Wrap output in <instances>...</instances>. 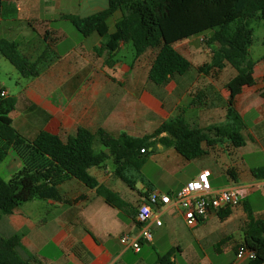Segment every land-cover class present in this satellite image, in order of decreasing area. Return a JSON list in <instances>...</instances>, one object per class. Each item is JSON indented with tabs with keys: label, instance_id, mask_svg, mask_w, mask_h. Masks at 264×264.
<instances>
[{
	"label": "crops",
	"instance_id": "0c3cea01",
	"mask_svg": "<svg viewBox=\"0 0 264 264\" xmlns=\"http://www.w3.org/2000/svg\"><path fill=\"white\" fill-rule=\"evenodd\" d=\"M83 1L82 10L97 11L108 3V0H104V5L103 0ZM65 14L91 13L81 10L78 13L64 0H0V39L17 41L20 51L30 60L43 55L40 74L29 77L20 95H15L17 102L11 112L12 124L24 136L33 139L44 130L65 140L79 126H84L92 131L103 128L114 136L125 132L136 137L152 133L163 121L179 114L194 127L226 121L230 97L226 84L237 70L229 63L221 68L200 69L211 61L212 53L210 60L199 64L178 48L185 43L199 49L194 44L203 42L201 36L175 43L191 60L192 68L157 84L148 76L156 49H148L139 57L134 55L130 64L117 57L128 43L122 44L113 57L107 51L99 55L95 47L101 44V36L92 33L83 35V40L65 23L70 21ZM93 35H96L94 45L87 47L85 42ZM150 50L155 51L154 56L145 60ZM189 52L196 51L189 49ZM263 55L251 57L255 82L243 85L235 96V108L243 121V145L234 146L224 137L209 147L208 153L186 159L177 156L173 146L156 143L162 152L149 156L152 161H164L168 175L163 182L177 186L168 192H176L203 169L211 171L214 188L236 186L241 190L240 203L229 206L231 213L227 217L221 218L219 210L195 226H188L193 230L201 223L208 226L203 237H211L213 246L230 238L234 229L241 230V239L232 245L235 254L232 264H251L249 259L236 256L243 242L247 211L264 218V178H257L252 172L264 166ZM3 87L6 95L10 94ZM94 147L99 150L102 146L96 141ZM109 160L112 159L89 171L101 184L118 193L123 200L121 207L108 203L96 188L71 178L59 185L62 199L36 198L0 216V235L20 232L23 247L28 250L20 249V254L24 258L30 255L31 264H154L157 259L143 251L144 244H156L164 237L170 238L171 248L176 247L183 254L185 249L171 237L173 223H185L175 214L171 220L163 218L162 226L153 228L152 240H141L140 251L122 244L121 236L139 232L136 220L139 201L151 189H160L145 174L147 185L143 181L137 189L134 179V186L130 187L114 174L115 164L111 167ZM180 171L184 175L177 178ZM172 259L177 264L174 255ZM197 264L209 262L197 256Z\"/></svg>",
	"mask_w": 264,
	"mask_h": 264
},
{
	"label": "trees",
	"instance_id": "16d2710c",
	"mask_svg": "<svg viewBox=\"0 0 264 264\" xmlns=\"http://www.w3.org/2000/svg\"><path fill=\"white\" fill-rule=\"evenodd\" d=\"M116 12L119 16L111 31L108 19ZM255 16L264 20V0H108L106 7L88 15L65 14L64 17L82 35L97 33L101 36V44L95 47L99 55L107 51L113 57L125 43L132 45L136 57L148 49H156L148 76L157 84L192 68L191 60L175 47V43L201 36L212 50V59L200 69L221 68L229 63L237 70L226 84L230 90L226 121L194 127L179 114L143 136L133 137L125 132L114 136L103 128L92 131L79 126L65 140L44 130L30 139L12 124L11 112L16 106V96L2 95L5 88L0 86V163L10 149L22 162L21 168L8 179L0 176V216L10 214L22 203L36 198L62 199L59 185L71 178L96 188L108 203L121 207L123 200L118 193L101 184L89 169L104 165L110 158L115 164L114 174L130 187L134 186V179L145 183L141 174L146 159L143 157L153 153L156 143L173 146L186 159L208 153L209 147L224 137L234 146L243 145V121L235 108V96L243 85L255 82L254 60L249 55L253 42L251 19ZM262 42L264 45V38ZM0 52L23 76L40 74L43 55L30 60L20 51L17 41L7 38L0 39ZM96 141L102 146L99 150L94 147ZM252 172L255 177L264 178V166L256 167ZM247 212L242 243L256 252L251 264H263L264 218L255 217L251 210ZM230 213L229 207L219 211L221 218ZM21 239L20 232L0 235V264H31L30 255L24 258L20 254V249L28 251ZM173 249L158 255L154 264H176L172 259Z\"/></svg>",
	"mask_w": 264,
	"mask_h": 264
},
{
	"label": "rangeland",
	"instance_id": "374dc122",
	"mask_svg": "<svg viewBox=\"0 0 264 264\" xmlns=\"http://www.w3.org/2000/svg\"><path fill=\"white\" fill-rule=\"evenodd\" d=\"M64 2H66V4L68 3L71 7H74L78 13L80 10L84 11L85 13H93V11L95 12L93 8H86L85 10H82L81 4L84 2L83 0H64ZM104 3L105 2L103 0V5ZM118 16L119 12H116L108 19V25L111 31L114 30V21ZM65 23L71 26L73 30H76L77 34L81 36L83 40L85 39L83 35H81V33L75 29L74 25L70 21H66ZM251 26L253 29V43L250 46L249 55L250 57L258 58L264 54V45L262 43L264 38V20L258 16H255L251 19ZM94 36L96 35H93V37L90 38L88 37L87 41L85 42L87 47L94 45L92 43L95 40ZM192 37L198 38L197 36ZM66 41H64V43ZM198 42H196L194 45L199 49H195L193 46L189 47L188 44L185 43L178 45V48L182 52L189 54L190 58H194L198 60L199 64H202L210 60V53H212V50L208 49L209 46L204 41L202 43ZM189 49H193L196 52L191 54ZM150 51L151 52L147 54L148 57H146L145 60L154 56L155 51ZM117 57L130 64L134 57L132 45L128 43L124 49H121L117 53ZM30 79L31 78L29 77L23 76L19 70L0 52V86H5L11 95L19 96L22 87ZM161 150L162 149L158 148L156 145L153 147V153L162 152ZM175 154H178L177 156H181L183 158L179 152L176 151ZM143 159H145V164L142 165L141 174L142 176L145 174L147 178L149 177L153 182V186L159 187L162 192H168L171 191V189H177V186L174 184L169 186V184L163 182V177L168 175L167 167L165 166L164 161H152L150 160V157L146 155L143 157ZM108 164L111 167L114 165L112 160H109ZM21 166L22 162L20 158L16 155L13 149H10L6 158L0 163V176L8 179L14 172L19 170ZM128 174L130 175L131 173L128 172ZM183 175V172L180 171L177 173V178H181ZM147 178L145 183H148ZM142 183L143 181L138 179L136 181V188L140 189ZM258 201L259 203H262L260 200ZM172 215L173 214L171 212H166L163 215V218L167 217V219L171 220ZM208 228L209 227L203 223H201L200 226L194 230L189 228L183 222L173 223L171 237L174 241H176V243L181 244V246L185 249L184 253L182 254L176 247H174V256L177 259V264H197V256L204 257L205 260H208L209 264H232L235 257L232 245L241 239L243 235L241 230L234 229L230 238L224 239L218 245L213 246L211 237H203V232L207 231ZM169 240L170 238L164 237L156 244H149L145 242L143 251L146 252L148 256L153 257V260H155L157 259L158 254H165L171 249ZM132 254L136 256L135 253Z\"/></svg>",
	"mask_w": 264,
	"mask_h": 264
},
{
	"label": "built area",
	"instance_id": "2783aa9c",
	"mask_svg": "<svg viewBox=\"0 0 264 264\" xmlns=\"http://www.w3.org/2000/svg\"><path fill=\"white\" fill-rule=\"evenodd\" d=\"M2 95H6L5 90L2 91ZM141 151L145 152V149L142 148ZM210 175L209 169L201 170L173 194L151 189L137 205L136 220L139 224V232L121 236L122 244L134 251H140L141 240H152L153 228L163 225V215L166 212L181 216L185 224L192 227L207 218L211 212L240 203L242 192L238 187L214 188ZM236 256L239 259L251 260L257 255L254 250L241 243L237 248Z\"/></svg>",
	"mask_w": 264,
	"mask_h": 264
},
{
	"label": "water",
	"instance_id": "95a60500",
	"mask_svg": "<svg viewBox=\"0 0 264 264\" xmlns=\"http://www.w3.org/2000/svg\"><path fill=\"white\" fill-rule=\"evenodd\" d=\"M106 151H108V149H106Z\"/></svg>",
	"mask_w": 264,
	"mask_h": 264
}]
</instances>
